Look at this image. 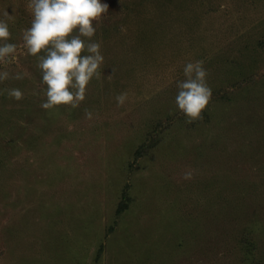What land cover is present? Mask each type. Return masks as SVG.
Returning a JSON list of instances; mask_svg holds the SVG:
<instances>
[{"label": "rangeland", "instance_id": "rangeland-1", "mask_svg": "<svg viewBox=\"0 0 264 264\" xmlns=\"http://www.w3.org/2000/svg\"><path fill=\"white\" fill-rule=\"evenodd\" d=\"M28 2L0 0L17 45L0 63V264H264V0H101L100 77L47 110ZM196 60L212 97L188 123L177 81Z\"/></svg>", "mask_w": 264, "mask_h": 264}, {"label": "clouds", "instance_id": "clouds-1", "mask_svg": "<svg viewBox=\"0 0 264 264\" xmlns=\"http://www.w3.org/2000/svg\"><path fill=\"white\" fill-rule=\"evenodd\" d=\"M26 7L33 19L31 26L23 30V46L29 55L38 57L37 67L46 85V100L40 107L45 110L60 105L79 107L90 81L100 77L104 57L101 44L92 38L96 33L94 21L108 12V5L101 0H29ZM13 19L6 10L0 19V63L4 64L11 62L9 58L14 60L17 51V45L8 42L11 37L8 21ZM121 30L124 31L123 27ZM203 65L202 60L188 61L183 67L185 79L177 81L175 102L188 123L203 118L212 97ZM9 77L8 71H0V81ZM14 78L24 77L17 73ZM8 96L20 101L24 93L12 88ZM115 99L118 106H123L127 93H120ZM85 115L91 119L93 114L85 109ZM193 172L189 169L182 178L191 180Z\"/></svg>", "mask_w": 264, "mask_h": 264}]
</instances>
